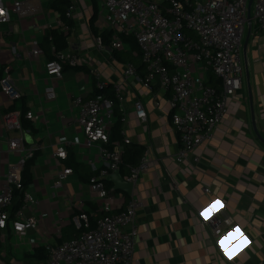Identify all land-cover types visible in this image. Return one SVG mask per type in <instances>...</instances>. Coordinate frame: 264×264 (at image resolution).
Returning <instances> with one entry per match:
<instances>
[{
    "label": "crops",
    "instance_id": "crops-1",
    "mask_svg": "<svg viewBox=\"0 0 264 264\" xmlns=\"http://www.w3.org/2000/svg\"><path fill=\"white\" fill-rule=\"evenodd\" d=\"M11 1L4 0L3 5L9 6ZM23 1L34 10L26 15L10 11L9 21L0 23V78L7 72L20 94L10 98L0 87V177L17 159L18 152L9 148L8 141L21 136L20 130L7 128L5 120L19 121L21 114L26 118L24 113L31 111L36 118H27L32 129H23V141L36 150L31 159L32 181L24 189L37 199L26 210L27 215L36 217L37 225L25 237L33 240L31 244L9 234L0 238L1 264H41L32 254L34 247L74 238L78 234L71 221L74 214L85 209L92 224L104 214L88 184L93 173L91 163L101 167L103 159L96 146L83 145L81 131L73 122L77 110L69 101L82 85L91 96L99 80L111 87L114 82H122L128 62L136 68L142 65L135 51L133 58L127 53L126 43L122 50L102 45L91 31L92 22L99 31L110 29L101 16L99 0H72L73 25L63 52L75 54L80 62L65 65L60 78L47 75L45 63L49 58L41 43L45 30L57 25L59 14L48 8V0ZM34 43L43 51L37 57L32 54ZM241 61V87L230 99L227 113L211 139L182 162L175 159L180 145L167 117L168 92L146 89L135 78L122 82L127 136L145 147L150 160L134 187L141 201L136 212L134 264H264V33L253 22L246 24ZM137 71L143 74V70ZM49 84L59 93L55 100L45 97L44 89ZM135 98L145 105L144 121L133 113L131 102ZM64 124L69 125L64 129ZM64 137L71 144L66 147L67 158L62 160L53 152ZM75 137L78 142L72 144ZM66 167L72 172L63 188L56 190V173ZM109 181L114 192L107 203L112 212H118L125 207L128 193ZM217 199L221 206L213 216L233 220L220 236L203 225L205 220L200 216L201 210ZM237 226L241 231L236 233V244L227 245L229 259L218 241ZM11 237L17 239L13 244Z\"/></svg>",
    "mask_w": 264,
    "mask_h": 264
},
{
    "label": "built area",
    "instance_id": "built-area-1",
    "mask_svg": "<svg viewBox=\"0 0 264 264\" xmlns=\"http://www.w3.org/2000/svg\"><path fill=\"white\" fill-rule=\"evenodd\" d=\"M3 1L0 0V23L9 21L10 11L26 15L34 10L23 0H12L9 6L3 5ZM98 6L103 20L114 32L111 47L121 50L125 47L120 35H132L138 46L143 74H139L136 66L128 62L122 72V82L135 78L146 89L160 88L168 92L167 117L180 145L175 159L182 162L197 146L211 139L215 127L227 113L230 99L240 89L243 74L241 50L246 24L253 22L264 33V0L252 1L250 17L248 0H99ZM72 8L66 11L67 18L72 16ZM57 26L64 31L69 29L60 16ZM98 41L101 44L100 38ZM42 53V49L34 43L33 56ZM52 53L54 57L45 63V72L49 76L60 78L65 65L76 66L80 62L75 54L63 51ZM209 73L219 81L217 86L208 83ZM122 82L112 84L113 98L101 94L88 96L87 86L82 85L79 93L69 101L70 107L77 110L73 122L83 134V145L96 146L103 159L101 167L91 163L93 173L88 178V184L104 214L94 224L85 209L74 214L71 221L78 234L60 243L46 242L44 248L47 257L41 264L135 262L133 252L138 237L136 212L141 201L134 187L150 165L146 150L138 165L128 167L122 175L131 185L125 207L112 212L111 205L107 203L114 190L107 187L106 182L112 172L119 171L124 144L111 140L115 101L123 115L121 120L124 126L120 131L123 141H131L125 130V91ZM107 85L106 81L99 80L96 89L102 90ZM0 87L10 98L20 95L7 72L0 78ZM44 93L50 100H55L59 94L51 84L45 87ZM154 105L158 106L159 103L155 101ZM131 107L137 119L146 120L147 111L141 99H133ZM25 117L36 118L31 111H27ZM5 125L20 130L21 136L8 141L9 148L18 152L15 153L17 159L8 166L3 178L0 177V238L9 234L24 241L27 232L37 225L36 217L26 214L37 199L25 191L21 172L26 161L33 157L36 147L25 146L24 130L17 119L8 118ZM68 125L64 124L62 128ZM77 142L78 138L75 137L72 144ZM70 144L65 137L62 138L53 155L66 159V147ZM197 159L193 158L194 161ZM71 172L69 167L58 171L54 189H62L64 180ZM16 189L22 192V201L14 208ZM232 223L231 217L221 219L217 216L202 222L216 236L222 235L224 228ZM32 242V239L25 240V243Z\"/></svg>",
    "mask_w": 264,
    "mask_h": 264
},
{
    "label": "trees",
    "instance_id": "trees-1",
    "mask_svg": "<svg viewBox=\"0 0 264 264\" xmlns=\"http://www.w3.org/2000/svg\"><path fill=\"white\" fill-rule=\"evenodd\" d=\"M47 4H48V8L54 12H57L61 20L66 25L69 26V29L65 31L59 29L57 25L52 26L51 28L45 30L43 40L41 43V47L43 48L44 53L48 55V58H53L54 57V53H52L53 51L55 53L61 52V51H64L68 47V37L70 35V28L73 25V20L71 18H67L65 16V13L71 6H73V2L72 0H48ZM94 20H95V13H94L92 21ZM90 28H91V31L100 38L102 45L110 46L111 41H112V36L114 34L112 30L102 29L99 31L93 25V22L91 23ZM120 38L123 43H126L128 45L129 49L127 53L129 55L131 54V57H132L133 51H135L137 55H139L140 57L137 43L132 35H120ZM139 69L142 70L143 66L142 65L138 66L137 70ZM208 83L213 86H217L219 81L214 77L213 74L209 73ZM94 94H101V95H104L106 97H111V98L114 97L111 85H107L102 90L95 89ZM113 116H114V120L110 127L111 140H118L124 143L121 165L119 168V172L121 173V175H124L127 172L128 167H133V166L138 165V163L140 162L141 158L144 155L145 147L142 144L137 143V142L130 141V142L125 143L123 141V136L120 133L122 127L124 126L121 120L123 115L121 111L119 110L117 101L114 102ZM19 123L22 129H29V130L32 129L31 122L27 118H24L23 114H21ZM34 155H35V152H34ZM33 157H31L30 159L26 161L22 169V172H21V182L24 188L25 186L30 184L32 181V174H31V161L32 160L31 159ZM70 158L72 160V155ZM111 184H112L111 181L107 180L106 182L107 187H110L109 185ZM21 201H22V192L16 189L14 191L13 207L17 208L21 204ZM32 254L33 256H35L37 259L41 261H44L47 257V251L42 246L34 247V252Z\"/></svg>",
    "mask_w": 264,
    "mask_h": 264
},
{
    "label": "snow or ice",
    "instance_id": "snow-or-ice-1",
    "mask_svg": "<svg viewBox=\"0 0 264 264\" xmlns=\"http://www.w3.org/2000/svg\"><path fill=\"white\" fill-rule=\"evenodd\" d=\"M218 206H221V202L217 199V200H213L210 204H208L207 207H204L201 212H200V216L203 217V219L205 221L210 220V218L213 217V214L217 211H219ZM205 213H208L207 215H205ZM240 228L239 226L234 227L231 229V231L227 232L224 236H222L220 238V240L218 241L220 248L223 250L224 255L227 256L229 259H231V256H229V251L228 248H226L225 244L223 243L224 240L227 237L232 236L234 233H240ZM241 235H243V233H241Z\"/></svg>",
    "mask_w": 264,
    "mask_h": 264
},
{
    "label": "water",
    "instance_id": "water-1",
    "mask_svg": "<svg viewBox=\"0 0 264 264\" xmlns=\"http://www.w3.org/2000/svg\"><path fill=\"white\" fill-rule=\"evenodd\" d=\"M253 0H248V17H250V9ZM249 101L252 103V98L249 93ZM109 180H112L115 183V188L124 190L126 193L130 192L131 185L124 180L123 176L119 171H114L109 175Z\"/></svg>",
    "mask_w": 264,
    "mask_h": 264
},
{
    "label": "clouds",
    "instance_id": "clouds-1",
    "mask_svg": "<svg viewBox=\"0 0 264 264\" xmlns=\"http://www.w3.org/2000/svg\"><path fill=\"white\" fill-rule=\"evenodd\" d=\"M208 213H205V215H207ZM236 240H237V238H236V233H234L232 236H230V237H227L225 240H224V244H225V246H226V248H228L227 247V245H229V244H236Z\"/></svg>",
    "mask_w": 264,
    "mask_h": 264
},
{
    "label": "rangeland",
    "instance_id": "rangeland-1",
    "mask_svg": "<svg viewBox=\"0 0 264 264\" xmlns=\"http://www.w3.org/2000/svg\"><path fill=\"white\" fill-rule=\"evenodd\" d=\"M251 12H252V10H251ZM56 89H57V88H56ZM80 135L83 136L82 133H80ZM15 239H16V237H15V238L11 237V239H10V243L13 244V243L15 242ZM16 240H17V239H16Z\"/></svg>",
    "mask_w": 264,
    "mask_h": 264
}]
</instances>
